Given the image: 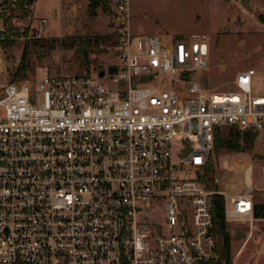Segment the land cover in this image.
<instances>
[{"label": "built area", "instance_id": "1", "mask_svg": "<svg viewBox=\"0 0 264 264\" xmlns=\"http://www.w3.org/2000/svg\"><path fill=\"white\" fill-rule=\"evenodd\" d=\"M36 2L0 0V264H218L217 197L226 227L250 237L264 221L253 163L223 176L211 163L218 133L264 147V72L210 89L196 79L205 36L135 37L131 0H111L114 63L31 84L19 69L44 39Z\"/></svg>", "mask_w": 264, "mask_h": 264}, {"label": "rangeland", "instance_id": "2", "mask_svg": "<svg viewBox=\"0 0 264 264\" xmlns=\"http://www.w3.org/2000/svg\"><path fill=\"white\" fill-rule=\"evenodd\" d=\"M245 2H249L251 10ZM129 29L133 36L160 35L166 42L206 37V67L196 79L210 89L227 91L236 76L251 68L264 72V0H131ZM35 15L46 20L44 39L27 45L26 72L31 84L46 74L76 75L115 61L116 15L102 8L88 14V0H37ZM263 86V85H261ZM223 138L225 132H223ZM253 163L255 206L264 205V147L255 141L244 152L214 149L211 163L219 176L236 161ZM163 210L157 219L163 221ZM228 224L229 257L225 264H264V221Z\"/></svg>", "mask_w": 264, "mask_h": 264}, {"label": "trees", "instance_id": "3", "mask_svg": "<svg viewBox=\"0 0 264 264\" xmlns=\"http://www.w3.org/2000/svg\"><path fill=\"white\" fill-rule=\"evenodd\" d=\"M110 3L111 0H88V14L90 16H94L96 11L99 8L105 13L110 11ZM260 20L264 23V16H260ZM26 53V52H25ZM26 55V54H25ZM25 55L19 69V74L24 75L26 72V65L24 63ZM256 141V137L252 135H246L243 142H240V137L237 133L231 132L230 135L226 138H222L218 133L215 140V147L214 149H224L230 153H239L247 149V147H251L252 144ZM212 169L208 170V175H212ZM256 218H264V205L258 207L256 206ZM215 229L219 233L221 237V242L225 244L228 249L230 250V237L227 233L226 223H225V215H224V200L220 197H217L214 201V217H213Z\"/></svg>", "mask_w": 264, "mask_h": 264}, {"label": "water", "instance_id": "4", "mask_svg": "<svg viewBox=\"0 0 264 264\" xmlns=\"http://www.w3.org/2000/svg\"><path fill=\"white\" fill-rule=\"evenodd\" d=\"M245 5H247L248 9L251 10V5L249 2H245ZM9 68L12 70V65H9ZM99 78H101V79L105 78V72L104 71H101L99 73ZM188 151H189V147L187 148L185 153H187ZM228 257H229L228 249L225 246V244L222 242L220 247H219V257L217 259L218 264L225 263L227 261ZM201 264H206V263L204 261H201Z\"/></svg>", "mask_w": 264, "mask_h": 264}]
</instances>
